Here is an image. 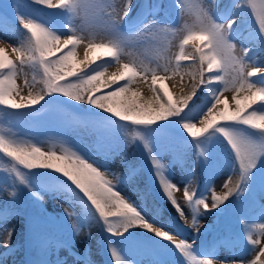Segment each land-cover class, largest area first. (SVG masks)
I'll return each mask as SVG.
<instances>
[{
	"label": "rangeland",
	"instance_id": "rangeland-1",
	"mask_svg": "<svg viewBox=\"0 0 264 264\" xmlns=\"http://www.w3.org/2000/svg\"><path fill=\"white\" fill-rule=\"evenodd\" d=\"M22 1L8 0V4L13 6L14 10L0 1L3 13L13 12L18 19L19 14L22 15L20 8ZM173 1L174 7L171 9L167 0H132L131 11L122 20L119 19V13L124 0H90L91 7L80 9L75 14L67 11L64 18L63 14L61 15V0H52L53 7L51 8L39 7L41 14L40 18L36 19L46 23L54 32L61 35L62 41L70 38L68 36L69 27L78 32V36L87 38L80 41L74 49L73 64L66 66L61 73L65 74L72 67H77L76 75H65V79L59 83L78 84L81 88L91 87L83 84L80 78L87 74H94L97 70L105 71L100 82L103 86L119 83L120 81L103 83V81H111V74L107 75L106 70L116 65L117 61L113 57L95 48L90 52L96 54L100 51L99 55L91 58L86 55L89 52L88 40L101 43L119 41L122 60L137 68L139 72L130 85L132 90L140 93V96L135 98L137 103L147 104L154 96L151 71L157 70L163 75V69L167 67L168 78L158 80L154 87L158 93L163 90L166 94H171L174 100H178L174 105L179 107L182 99L191 93L195 84L196 93L188 101V106L194 105L196 109L195 113L189 115V121L194 123L196 128L204 126L200 120L208 111L205 107L211 108L215 97L220 92V103L215 105L213 115L221 111L231 114L239 107H243L246 103L244 97L251 93L222 91L221 81L234 76L235 67L222 63L209 73L205 61L204 80L207 82L211 79L212 81L207 86L198 83L199 76L190 74L196 71L193 65L197 64L200 56L196 46L207 52L206 41H190L184 45L183 52L186 59L178 60L182 43L180 37L182 34H187L185 26L191 27L197 24L198 7L207 11L215 10L214 18L217 22L225 23L236 17L234 13L238 3L233 6L231 16L229 15V18L224 20L221 15H223L226 0H191V7L184 9H181L179 0ZM251 11L257 19L256 11L252 7ZM242 23L243 19L239 18L230 40L236 45L237 53L241 52L242 47L250 48L252 51L247 57L248 62L256 67L264 68V50H259L260 46H264V41L258 38L264 33H260L258 29L250 30V28L240 32L238 28ZM255 23L260 27L259 22L255 21ZM18 25L22 26L19 22ZM29 35L30 33L25 34V32L19 34L15 30L0 25V41L9 44L12 48H20L24 45ZM65 47L69 50L72 45L61 43L60 50L55 51L54 48L53 54L64 52ZM53 54L47 59H51ZM3 58L12 60L17 68V74L14 77L16 88L9 98L15 103L25 104V107H38L39 103L32 105L29 100L40 93H44V97L48 95L46 85L48 77L44 74L43 80L36 79L35 62L28 61L26 54L21 56L19 52L11 54L5 50ZM21 59L25 61L23 64L20 62ZM143 68L149 69L146 77L141 70ZM7 71L8 69H0V73ZM41 71L44 73L43 66H41ZM217 77L220 79L217 80ZM249 80L254 84L264 86V76L260 77V74L250 77ZM92 92L85 93V95L88 96ZM126 94L130 97V93ZM53 95L58 98L63 107L61 112L65 110L67 115L56 116L52 122L41 117L36 118V124L42 129L35 134L27 125L17 127L14 134H11V125H15L17 121L9 115H0V136L17 141L26 149L37 147L46 156L53 153L56 156L76 153L85 158L87 162L93 163L99 171L107 175L106 178L114 184V190L141 214L145 222L171 234L176 243L182 240L191 244L190 252L197 264L204 259H212L213 264H224V262L226 264L227 262L250 264L259 255V251L264 250L262 247L264 246V152L257 157L256 167L250 170L246 180L241 183L243 191L234 192V199H228L219 208H213V191L217 195L226 194L228 188L224 187L225 184L231 181L229 187L235 186L240 183L242 175L240 160L225 135L214 130L217 125L213 126L208 133H198L197 137L191 138V134L182 127V124L186 122L182 115L181 117L170 116L167 121L141 124V135L137 139L143 144L141 153L145 151L146 155L150 156L149 153L152 152L161 168L155 170L154 174L151 173V176L145 173V177H138L137 167H131L129 161L134 152L133 146L130 145L131 130L129 128L121 132V142H116L117 145L122 144L125 148L122 154H119L114 148H110L111 143L106 142L107 139L100 141L97 138L99 136L91 134L87 128L74 125V117L71 113L77 114L78 108H86V102L71 100L60 93H53ZM236 99L241 101L240 105H237ZM157 103L156 100L151 106L158 107ZM261 103L264 102L258 99L251 107L245 108L242 114H247L253 108L264 111V107L260 106ZM200 107L204 108L205 112L198 117ZM97 109L94 106V111ZM220 122L231 123L232 128L222 129L233 136L259 148H264V132L232 120L217 119L216 123ZM201 135L203 136L200 137ZM159 138L162 140L156 143L155 139ZM157 144L160 153L156 152ZM136 147L139 148L137 145ZM45 161L60 163L55 160L45 159ZM5 171L6 168H0V177H4ZM31 177L28 180L29 185L35 183L36 179L43 180L44 176L34 173ZM161 177L165 183L179 188V191L174 192V196L183 209V218L166 195ZM57 185L55 184L54 188L49 191H40L31 200L50 220H53L48 222H53V224L58 222L61 226H55L58 231L54 233V230L45 228V225H32L35 228L31 231L32 240L26 246L20 239L21 229L24 228L22 219L10 215L9 212H2L3 207L0 205V261L8 259L13 262L17 261V264H92L85 258L87 257L94 264H116V258L112 254V249H115L124 264H192L189 258L176 249L171 241H165L138 226L130 227L122 236L126 239L121 243L126 245L124 248L111 247V240L107 238L106 232L105 235L102 234L103 228L113 227L119 230L118 223L106 224L96 211L95 217L88 215L85 212V202L79 201L76 196ZM188 188L195 191L197 201H206L209 210L201 206L198 212L194 204L186 201L183 192ZM0 191L2 193L0 202L5 203L10 199L11 192L4 186H0ZM245 197L249 198L244 199ZM251 199L261 201V208L258 206L256 212L248 216L247 220L239 216L241 213H238L237 220H234L235 217L232 215L237 212V201L242 200L247 205L248 212L257 205L255 201L251 202ZM193 219L198 221L199 231L192 226ZM201 221H205V224L202 225ZM220 228L224 230L231 228L233 232L230 231L229 234L216 241L217 246L207 251V254L204 255V251L198 252L206 247L208 250L211 249L213 236L219 233ZM9 230L11 231L10 243L6 245L5 240L8 238ZM38 230H43L48 234L45 233V237L41 238V232ZM58 234L63 235V240L54 239V236ZM117 237L121 238V236ZM253 240L257 242L255 245L252 244ZM155 241L158 242L155 243Z\"/></svg>",
	"mask_w": 264,
	"mask_h": 264
},
{
	"label": "snow or ice",
	"instance_id": "snow-or-ice-1",
	"mask_svg": "<svg viewBox=\"0 0 264 264\" xmlns=\"http://www.w3.org/2000/svg\"><path fill=\"white\" fill-rule=\"evenodd\" d=\"M181 4V9L191 7V0H179ZM246 3L256 11L257 19L260 25V33H264V0H246ZM34 4L37 6L43 5L48 8L53 7L52 0H34ZM240 5V4H237ZM61 6L65 11L72 14L77 13L78 10L83 8L91 7L90 0H61ZM132 8V0H124L122 8L119 13V19H125ZM239 8H243L240 6ZM198 20L197 24L194 26H185L186 35H181L180 39L182 43L180 44L181 54L178 60L186 59L183 49L184 45H187L190 41L202 40L206 41L207 52L203 49L197 47V51L200 52L199 59L196 65L193 67L196 69L194 73H190L193 76H199V84L207 86L212 81L209 79L207 82L204 80V62L207 63V71L211 73L213 69L220 65L225 64L229 67H235V75L230 79L223 80V90L226 91H247L251 95L245 96L244 100L246 103L243 107H239L237 111L231 114L221 111L216 115H213V111L216 104L220 103L219 96L221 92L215 97V102L211 108L208 109L206 115L200 120V123L204 126L201 128H196L195 124L191 121H186L182 124L184 130H187L192 137H197L198 133H208L210 129L216 124L217 119L219 120H232L239 124L248 125L253 129H257L260 132H264V111L258 110V108H253L247 114H242L245 112V108L251 107L259 99L264 102V86L254 84L249 80L250 77H256L258 74L264 76V68L256 67L254 64L249 63L247 57L251 53L250 48L242 47L240 56H236L233 53L232 45L225 38L224 29L226 26H231L229 30L230 37L235 31V25L239 17L227 20L225 23H219L214 18L216 11H207L202 7L197 8ZM33 15H39V13H34L31 10L24 15L18 16V22L22 25L23 29H26L30 33L27 42L20 48H13L14 52L21 53V56L27 55L28 61H34L35 66H43L44 74L48 77L46 81L47 94L51 95L53 93H60L65 97H68L74 101L86 102L89 105H94L97 108H103L106 112L112 113L113 115L124 121H133L135 124H153L155 121H167L169 117H181V112L188 108V101L193 98L196 93V85L194 84L191 93L182 99L180 106L177 107L174 104L167 102L160 104L158 108H154L151 105L155 103L157 99H163L159 96L157 89L154 87L158 80L167 79L168 69L165 67L163 69V75H161L157 70L151 71V81H152V92L154 96L147 104L137 103L136 99L140 96L139 91L132 90L130 85L133 80L139 75L137 68L130 66L129 63H124L123 71L111 74V81H103V83H109L114 81H125L127 80V86H121L116 90L111 91L106 95H101L99 97L93 98L92 96H86L85 93H90L94 91L98 86H103L101 78L105 75V71H97L94 74H87L85 77H81V82L85 85H90L91 87L81 88L78 84H61L59 81L65 79L66 76H75L77 72V67H72L70 71L65 74H61L66 67V62L75 56L74 49L79 44L80 41L87 38L78 36L73 28L69 27L70 38L61 40V35L54 32L46 23L39 19H33ZM31 17V18H28ZM78 37V38H77ZM260 41H264V35H260ZM88 50L92 51L94 48L103 50L107 55L114 58L117 64L120 63L121 57V47L119 41H113L112 43H101L90 41ZM63 43L64 45H72V48L68 52L57 57L55 60L47 59L48 56L53 54V50L59 51V45ZM5 47L0 44V69H8L5 73H0V105H7L12 109H20L26 105L23 103H15L9 97L12 96L16 85L14 77L17 74V68L13 61L7 58H3L5 53ZM38 54V56H37ZM195 58V57H193ZM21 64L25 61L21 59ZM144 72L145 77L148 75L149 69H141ZM143 78V77H142ZM220 78L217 77V80ZM31 87V85H29ZM130 93V97L124 96V94ZM44 93L37 94L29 100V103L34 105L39 103L44 99ZM123 97V99H122ZM23 99V98H22ZM237 105L241 104L239 99H236ZM261 107H264V103H261ZM189 110V108H188ZM211 117V119H208ZM195 129V131H194ZM214 130L222 132L228 139L233 150L236 152L237 158L240 160V166L242 170V175L240 177V183H237L234 187H229L231 181L225 184V188H228L227 194L217 195L215 191L212 193V207L219 208L220 205L228 199L230 195L234 192H241V183H243L252 168L256 167L257 157L264 152V148H259L255 145L248 143L247 141L233 136L228 131L216 127ZM147 147V145H146ZM0 151L6 153L9 157L14 158L19 164L24 165L26 168H43V169H54L58 173H63L68 180H70L83 194L87 197V200L91 202V205L95 207V211L99 216L105 221L106 224L110 222H117L119 225V230L109 227V231L116 236H123L130 227H141L147 231L154 233L157 237L162 238L165 241H171L176 249H179L184 253L192 262V264H197L195 257L191 255L190 249L191 244L186 241L180 240L179 243L175 242V238L163 230L156 228L155 226L144 221L141 214L130 205L122 196H120L114 190V184L111 180L107 179V175L99 171V169L94 166L93 163L87 162L85 158L76 153L65 154L62 156H56L54 153L45 155L41 152L39 148L32 147L31 149H26L20 143L14 140H8L3 136H0ZM202 154V153H201ZM47 161H60V163H50ZM153 164L157 169L161 168V165L155 159ZM20 176L19 173H17ZM158 175L160 173L158 172ZM21 182H24L23 177H21ZM162 186L166 195L169 197L170 201L180 212L181 218H183V209L180 207L178 201L174 196V192L179 191L174 185L165 183L161 177ZM184 196L186 201L195 205L196 210L199 212L200 207L203 206L205 210H209V205L205 200L197 201L195 198V191L190 188L184 190ZM14 195V194H13ZM110 217L114 219H109ZM192 226L199 231L198 221L193 219L191 221ZM11 231H8V238L5 240V244L10 243ZM257 242L252 241L255 245ZM264 247V246H262ZM112 254L116 258V264H124L120 256L117 254L115 249H112ZM264 262V250L259 251V255L250 264H262ZM198 264H213L212 259L200 260ZM226 264V262H224ZM231 264V262H227Z\"/></svg>",
	"mask_w": 264,
	"mask_h": 264
},
{
	"label": "trees",
	"instance_id": "trees-1",
	"mask_svg": "<svg viewBox=\"0 0 264 264\" xmlns=\"http://www.w3.org/2000/svg\"><path fill=\"white\" fill-rule=\"evenodd\" d=\"M0 1L3 2L5 5L9 6L12 10L15 9L13 6L8 4V0H0ZM237 3L240 5H238L234 14L239 18L243 19V23L240 25L238 29L242 30L245 27L244 24L247 22V20H250L248 27L251 30L260 29V27L255 23V21L257 22L259 21L255 18V15L251 11V6H249L246 3V0H226V6L224 7L222 13L223 15H221L222 18L223 19L229 18L228 16L230 15L233 6L236 5ZM240 6H243V8H239ZM39 7H46V6L35 5L34 0H23L20 8L22 10L21 11L22 15L26 14L30 10L34 13H39L40 15L41 13L39 11ZM39 15H33L32 18L33 19L40 18ZM0 25L4 28L15 30L19 34L23 32H25V34L28 33V31L26 29H23L22 26H19L16 22L11 21L6 13L1 14ZM57 54H59V52H56L53 55L57 56ZM65 54H62L57 57H61ZM57 57H55L54 59H56ZM73 62L74 59L72 57L66 62V66L73 64ZM35 75L37 76L36 78L37 80H43L45 78L44 73H42L41 71V66H35ZM115 86H116L115 83L109 84L107 86L99 87L93 92H97L99 96L106 95L111 91L116 90L114 89ZM124 96L128 97L127 94H124ZM159 96L163 97V99H157L158 107L160 104H164L167 102L175 104L178 101V100H174L171 94L168 95L163 90L159 91ZM45 105L48 106V109L42 116L46 117L51 122L56 116L60 117V115L63 114L67 115L66 113L67 111L65 110L61 112L63 107H61L58 98L53 94L51 95L48 94L47 96H45L44 99L39 102L38 107L32 106V107H24L21 109H12L7 105H0V115L1 116L9 115L10 118L17 121L15 125L14 124L11 125V134H14L17 127L27 125L31 129L32 122L28 114L38 112V110ZM196 105L198 106V104H195V106ZM158 107H154V108H158ZM188 108H185L181 112V115L185 117L186 121L190 120L189 117L190 114L196 112L194 105H191L190 107L188 106ZM205 109L208 110L209 108L205 107ZM205 109L200 107V109L198 110V114H199L198 117H200L202 113L205 112ZM77 110H78L77 114L71 113L74 117L73 119L74 125L87 128L91 134L99 136L97 138L100 141H102L103 139L105 140L107 139L106 142H108L109 144L111 143L110 148H114L119 154H122L123 150L125 149L122 144L120 146L117 145V143H120L122 139L120 134L123 130L129 128L131 130L130 145L133 146V151H134L133 155L129 160L130 166L133 168L137 167L138 171H136V174L138 175V177H145L144 175L145 171L142 163L145 162L146 165L147 164L153 165V159L150 156H147L145 151L141 153V150L143 148L142 143H141V147L139 148L136 147L137 135L132 130L133 125L139 126L140 129L138 128V132H136L138 134L141 131V124L139 125L135 124L133 121L130 120L129 121L120 120L119 117L113 115L112 113L106 112L104 109L98 108L96 111H94V105H87L86 108H78ZM155 122H161V121L157 120ZM161 140L162 139L159 138L156 139L155 142L158 143ZM184 145L188 146V144H184ZM157 147L159 148L158 144ZM196 162L199 164L198 161ZM0 168H6V171L4 172L5 173L4 177H0V186L7 187V189H9L11 192L10 199L6 200L5 203L0 202L1 207H3L1 211L9 212L10 215L22 219L24 228L21 229V236H20L21 241L24 240L25 237L24 235L26 233L27 228L31 229L32 222L34 221L32 217L42 212L40 209H38V207H36L33 200H31V198L35 196L33 195L35 188H37L41 192H45L48 190V188L50 187L53 188L54 184H58V183L62 184V182H64L65 184L60 185L61 188L66 192L70 193L71 195L76 196V198H78L79 201L85 202L86 204L85 212L88 215H92L93 217H95V207L91 205V202L87 200V197L83 194V192L80 191V189H78L70 180H68L67 177L63 175V173H58L54 169H43L38 167L31 169L26 168L24 165L19 164V162L16 161L14 158L9 157L3 151H0ZM150 171H152V174H154L153 170ZM17 173H19L20 176H18ZM34 173L43 175L44 177L43 180H38V179L35 180L36 186L33 185L35 187L33 189L32 184L29 185L28 180L32 178L31 175ZM21 177H23L24 179L23 183L21 182ZM0 195H2L1 191H0ZM234 198H235L234 194L228 197L229 200ZM248 198L249 197H245L244 199H248ZM254 201L257 205L254 206L252 210L248 212L246 210L247 205H245V203L242 200L237 201L238 211H240L239 213H241L239 216H242L244 218L245 216L251 215L252 213L256 212L255 210L258 208V206L259 208H261L262 202L259 201L258 199L256 200L251 199V202ZM237 214L238 213L235 212L232 215V217H235L233 218L234 220H237L236 218ZM51 229L54 230V233L58 231V229L56 228H51ZM63 238H64L63 235L60 236L57 235V240H63ZM85 258L90 263L94 264V262L91 259L87 257Z\"/></svg>",
	"mask_w": 264,
	"mask_h": 264
},
{
	"label": "bare ground",
	"instance_id": "bare-ground-1",
	"mask_svg": "<svg viewBox=\"0 0 264 264\" xmlns=\"http://www.w3.org/2000/svg\"><path fill=\"white\" fill-rule=\"evenodd\" d=\"M0 44H2L7 51H9L11 54H13V52H14L13 51V48L9 44H6V43H4L2 41H0ZM99 54H100V51L97 52L96 54H92L90 51L86 53V55L88 57H90V58L92 56H94V55H99ZM122 58L123 57L121 56L120 57L121 60H120V63H119V71H123L124 61L122 60ZM117 72H118V70H117V63H116L115 66L110 67L109 69L106 70V74L107 75L114 74V73H117ZM201 224L204 225L205 224V221H201ZM0 264H17V261L16 262H13L12 260H8L7 259V260L0 261Z\"/></svg>",
	"mask_w": 264,
	"mask_h": 264
},
{
	"label": "clouds",
	"instance_id": "clouds-1",
	"mask_svg": "<svg viewBox=\"0 0 264 264\" xmlns=\"http://www.w3.org/2000/svg\"><path fill=\"white\" fill-rule=\"evenodd\" d=\"M231 26L229 25V26H226L225 27V29H224V32H225V38L229 41V43L232 45V48H233V53L236 55V56H238V57H240L241 59H242V57L240 56V53H237V48H236V45L234 44V43H232L231 42V40H230V34H229V28H230ZM117 70H119V64H117ZM103 72V71H102Z\"/></svg>",
	"mask_w": 264,
	"mask_h": 264
}]
</instances>
